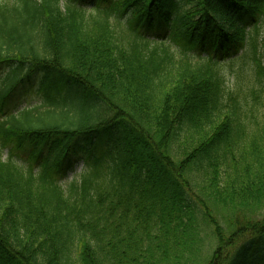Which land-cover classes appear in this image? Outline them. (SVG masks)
Masks as SVG:
<instances>
[{"label": "trees", "instance_id": "trees-1", "mask_svg": "<svg viewBox=\"0 0 264 264\" xmlns=\"http://www.w3.org/2000/svg\"><path fill=\"white\" fill-rule=\"evenodd\" d=\"M87 1H0V264H264V0Z\"/></svg>", "mask_w": 264, "mask_h": 264}, {"label": "rangeland", "instance_id": "rangeland-1", "mask_svg": "<svg viewBox=\"0 0 264 264\" xmlns=\"http://www.w3.org/2000/svg\"><path fill=\"white\" fill-rule=\"evenodd\" d=\"M1 1V0H0ZM87 5H89V0L87 1ZM1 73V69H0ZM231 81L232 78L230 77ZM231 83V82H230ZM229 83V84H230ZM38 101V95L36 93V80H33L30 84H25L20 87L11 97L9 106L10 108L20 109L25 106H32L36 104ZM85 138H79L76 142V152L75 155H70L71 164L70 167L66 170L65 176L62 178V181L65 185H68L69 182L79 176L83 167V157L85 155L84 149L87 148V144L85 143ZM23 152H14L17 159L21 161H26L28 157V150L24 149ZM4 156H7V150L4 151Z\"/></svg>", "mask_w": 264, "mask_h": 264}]
</instances>
